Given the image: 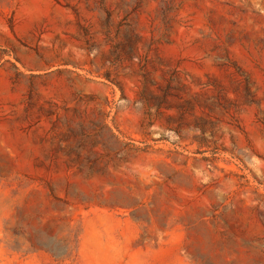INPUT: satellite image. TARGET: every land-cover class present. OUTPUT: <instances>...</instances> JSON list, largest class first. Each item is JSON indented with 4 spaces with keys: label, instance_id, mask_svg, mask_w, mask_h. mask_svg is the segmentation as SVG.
Wrapping results in <instances>:
<instances>
[{
    "label": "rangeland",
    "instance_id": "rangeland-1",
    "mask_svg": "<svg viewBox=\"0 0 264 264\" xmlns=\"http://www.w3.org/2000/svg\"><path fill=\"white\" fill-rule=\"evenodd\" d=\"M0 264H264V0H0Z\"/></svg>",
    "mask_w": 264,
    "mask_h": 264
}]
</instances>
